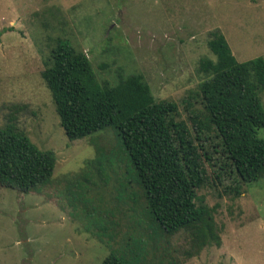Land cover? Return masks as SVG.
Masks as SVG:
<instances>
[{
  "label": "rangeland",
  "instance_id": "rangeland-1",
  "mask_svg": "<svg viewBox=\"0 0 264 264\" xmlns=\"http://www.w3.org/2000/svg\"><path fill=\"white\" fill-rule=\"evenodd\" d=\"M214 31L238 62L264 57V0H0V127L11 116L55 155L46 183L0 186V264H101L110 253L127 264H264V174L233 175L198 90ZM56 39L85 54L100 84L139 74L155 100L176 103V121L209 157L196 194L214 240L169 235L152 219L112 126L67 139L41 77Z\"/></svg>",
  "mask_w": 264,
  "mask_h": 264
},
{
  "label": "trees",
  "instance_id": "trees-1",
  "mask_svg": "<svg viewBox=\"0 0 264 264\" xmlns=\"http://www.w3.org/2000/svg\"><path fill=\"white\" fill-rule=\"evenodd\" d=\"M207 47L214 59L201 57L197 68L207 122L233 175L250 183L264 174V139L257 135L264 127L258 96L264 91V57L238 62L219 31L211 33ZM41 77L68 140L115 129L143 188L146 211L167 234L191 229L201 241L214 240L212 212L196 194L205 179L199 160L207 151L176 121L175 102L155 100L139 74L100 84L85 54L61 39ZM194 126L199 130L200 121ZM54 166L53 151L39 149L8 117L0 127V186L27 193L46 183ZM101 264L127 262L110 253Z\"/></svg>",
  "mask_w": 264,
  "mask_h": 264
}]
</instances>
